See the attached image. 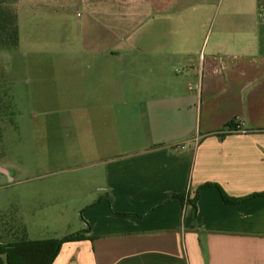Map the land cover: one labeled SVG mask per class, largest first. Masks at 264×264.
<instances>
[{
	"label": "crops",
	"instance_id": "0c3cea01",
	"mask_svg": "<svg viewBox=\"0 0 264 264\" xmlns=\"http://www.w3.org/2000/svg\"><path fill=\"white\" fill-rule=\"evenodd\" d=\"M15 8L45 78H75L89 232L53 264H264V0Z\"/></svg>",
	"mask_w": 264,
	"mask_h": 264
},
{
	"label": "rangeland",
	"instance_id": "374dc122",
	"mask_svg": "<svg viewBox=\"0 0 264 264\" xmlns=\"http://www.w3.org/2000/svg\"><path fill=\"white\" fill-rule=\"evenodd\" d=\"M39 29L32 39L23 27L19 46H0V216L22 223L30 240L76 232L82 220L75 203L85 193L76 188L75 78H45Z\"/></svg>",
	"mask_w": 264,
	"mask_h": 264
},
{
	"label": "trees",
	"instance_id": "16d2710c",
	"mask_svg": "<svg viewBox=\"0 0 264 264\" xmlns=\"http://www.w3.org/2000/svg\"><path fill=\"white\" fill-rule=\"evenodd\" d=\"M17 0H0V46L15 48L19 44ZM13 6V7H12ZM225 200L231 202L222 191ZM0 216V264H53L66 242L88 238V229L62 238L30 240L27 228L19 221Z\"/></svg>",
	"mask_w": 264,
	"mask_h": 264
},
{
	"label": "water",
	"instance_id": "95a60500",
	"mask_svg": "<svg viewBox=\"0 0 264 264\" xmlns=\"http://www.w3.org/2000/svg\"><path fill=\"white\" fill-rule=\"evenodd\" d=\"M0 171H4V169H2V168L0 167Z\"/></svg>",
	"mask_w": 264,
	"mask_h": 264
}]
</instances>
